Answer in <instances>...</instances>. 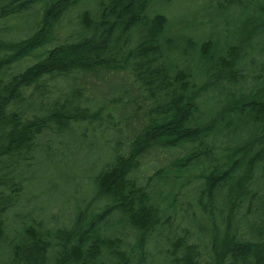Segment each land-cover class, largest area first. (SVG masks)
<instances>
[{"label":"trees","instance_id":"trees-1","mask_svg":"<svg viewBox=\"0 0 264 264\" xmlns=\"http://www.w3.org/2000/svg\"><path fill=\"white\" fill-rule=\"evenodd\" d=\"M0 264H264V0H0Z\"/></svg>","mask_w":264,"mask_h":264},{"label":"rangeland","instance_id":"rangeland-1","mask_svg":"<svg viewBox=\"0 0 264 264\" xmlns=\"http://www.w3.org/2000/svg\"><path fill=\"white\" fill-rule=\"evenodd\" d=\"M99 142V145L97 149L90 155L84 156L83 160V166L89 167L91 165V162L93 159H102L106 158L108 159V151L106 146H104L103 138H100V140H97ZM52 162L49 160L46 161H40L35 164L34 170L31 172L34 175H36V178L38 179L37 184H39L41 187H39L37 190L31 191V196L36 198L39 196V198L36 200L37 202H41L44 204H47V206H50L48 210L52 209L55 212H57V207L60 203L66 201L67 198L61 197L62 185L61 187L55 186L54 183L58 182L59 175L57 173V170H54L51 166ZM53 182V183H52ZM80 182V179L77 178L75 181V186ZM81 184V183H80ZM75 186H73V190L67 188L69 192V198H71V195L74 193ZM47 210V211H48Z\"/></svg>","mask_w":264,"mask_h":264}]
</instances>
